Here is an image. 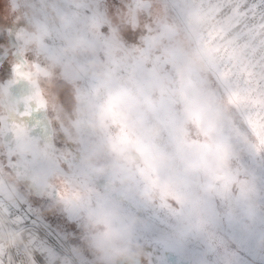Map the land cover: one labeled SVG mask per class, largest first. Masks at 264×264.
I'll return each instance as SVG.
<instances>
[{"label":"clouds","instance_id":"clouds-1","mask_svg":"<svg viewBox=\"0 0 264 264\" xmlns=\"http://www.w3.org/2000/svg\"><path fill=\"white\" fill-rule=\"evenodd\" d=\"M238 247L264 264V0H0V264Z\"/></svg>","mask_w":264,"mask_h":264},{"label":"rangeland","instance_id":"rangeland-1","mask_svg":"<svg viewBox=\"0 0 264 264\" xmlns=\"http://www.w3.org/2000/svg\"><path fill=\"white\" fill-rule=\"evenodd\" d=\"M50 223L53 225V227H57L58 226V222H56V221H50ZM60 226L64 227L65 230H71L65 225H60ZM73 236H74V239H75V232H73ZM237 251L240 253L241 257L244 259L245 264H248V260H247V256H246V249H244L242 247H238Z\"/></svg>","mask_w":264,"mask_h":264}]
</instances>
